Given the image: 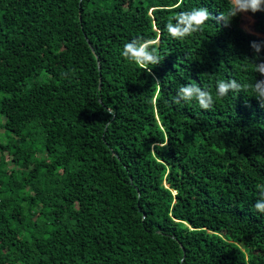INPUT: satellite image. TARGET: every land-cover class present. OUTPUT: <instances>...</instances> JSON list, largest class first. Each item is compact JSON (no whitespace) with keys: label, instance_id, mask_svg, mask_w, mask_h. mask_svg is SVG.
Segmentation results:
<instances>
[{"label":"trees","instance_id":"16d2710c","mask_svg":"<svg viewBox=\"0 0 264 264\" xmlns=\"http://www.w3.org/2000/svg\"><path fill=\"white\" fill-rule=\"evenodd\" d=\"M262 69L264 0H0V264H264Z\"/></svg>","mask_w":264,"mask_h":264},{"label":"clouds","instance_id":"9594fccd","mask_svg":"<svg viewBox=\"0 0 264 264\" xmlns=\"http://www.w3.org/2000/svg\"><path fill=\"white\" fill-rule=\"evenodd\" d=\"M234 3L242 10H247L250 7L253 11H255L261 4V0H234ZM175 19L179 20V24L173 26L171 23H168L166 25L167 32L173 38L182 39L201 30L202 26L208 21L209 14L203 9L198 11L194 10L190 14L187 12L180 13L175 17ZM150 47L151 43L149 41L132 40V42L124 45L122 56L127 60H131L151 74V68H149V65H155L159 61L157 55L154 53V50H149ZM261 71H264V69ZM230 88L238 90V86L235 81H232L231 83L219 81L217 95L220 97L227 95ZM259 90V85H256L253 89L254 93ZM178 91L179 95L182 96L186 102L191 100L194 93L198 94L197 101L203 109H209L210 105L213 104V98L210 92H201L195 85L180 87ZM259 94L264 95V91H259ZM174 100L176 103H179L176 97H174ZM261 107L264 108V104H261ZM108 113L112 116L114 115V113ZM253 207L257 212L264 213V192L260 193V199Z\"/></svg>","mask_w":264,"mask_h":264},{"label":"rangeland","instance_id":"374dc122","mask_svg":"<svg viewBox=\"0 0 264 264\" xmlns=\"http://www.w3.org/2000/svg\"><path fill=\"white\" fill-rule=\"evenodd\" d=\"M243 26H244V31L252 33V34L254 33V28H253L254 24H253V20L252 19L248 18L244 22ZM48 81H49V77L46 74H41L38 77L32 79L29 82L30 83L29 85L32 86L33 84H44V83H47ZM1 134H2V136H3V138H4L6 143L9 142L10 139L12 138L11 135H8L6 133L4 134L3 130H2Z\"/></svg>","mask_w":264,"mask_h":264},{"label":"water","instance_id":"95a60500","mask_svg":"<svg viewBox=\"0 0 264 264\" xmlns=\"http://www.w3.org/2000/svg\"><path fill=\"white\" fill-rule=\"evenodd\" d=\"M100 82H101V80H100Z\"/></svg>","mask_w":264,"mask_h":264}]
</instances>
